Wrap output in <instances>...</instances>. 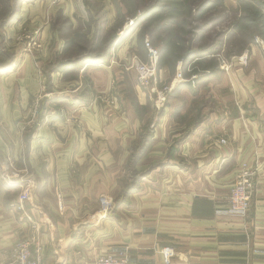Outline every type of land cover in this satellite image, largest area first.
<instances>
[{
	"label": "crops",
	"instance_id": "obj_1",
	"mask_svg": "<svg viewBox=\"0 0 264 264\" xmlns=\"http://www.w3.org/2000/svg\"><path fill=\"white\" fill-rule=\"evenodd\" d=\"M55 10L41 6L36 17L21 9L17 26L33 17L40 46L0 71V263L29 233L13 206L21 183L1 177L9 156L18 175L33 181L24 205L40 226L42 264H89L119 250L129 264H165V246L175 250L168 264H264V39L250 43L245 65L218 56L204 74L170 82L159 105L123 68L135 40L106 64L82 62L66 77L58 69L66 60L62 40L48 22ZM166 72L159 68V79ZM34 102L42 110L31 115ZM242 162L258 169L247 217L228 210ZM132 172L143 176L122 197ZM101 194L115 201L104 219L97 216Z\"/></svg>",
	"mask_w": 264,
	"mask_h": 264
},
{
	"label": "rangeland",
	"instance_id": "obj_2",
	"mask_svg": "<svg viewBox=\"0 0 264 264\" xmlns=\"http://www.w3.org/2000/svg\"><path fill=\"white\" fill-rule=\"evenodd\" d=\"M44 5L56 9L48 15V22L62 40L58 51L64 52L65 63L67 59L80 60L74 67L86 60L92 65L106 64L120 45L135 40L136 49L129 51L128 62H123V68L132 72L126 68L132 55L146 61L143 41L147 38L159 52L152 81L155 102L159 92L167 101L170 82L204 74L203 68L215 66L218 56L238 60L247 55L255 38L264 39V0H0V71L13 68L24 52L40 46V30L30 26L33 17L26 21L24 16L21 26L17 24L21 9L38 17ZM103 56L106 62L94 61ZM161 67L167 72L159 79L157 70ZM192 67L195 74L190 72ZM62 71L66 77L75 74L72 69ZM79 79L87 86L86 76L81 74ZM127 81L133 83L132 74L127 75ZM135 81L141 87L136 75ZM127 92L133 100V91ZM34 105L38 108L37 103Z\"/></svg>",
	"mask_w": 264,
	"mask_h": 264
},
{
	"label": "built area",
	"instance_id": "obj_3",
	"mask_svg": "<svg viewBox=\"0 0 264 264\" xmlns=\"http://www.w3.org/2000/svg\"><path fill=\"white\" fill-rule=\"evenodd\" d=\"M144 47L146 50V61H141L136 55H132L130 64L126 65L127 69H133L136 75L138 84L143 88H152V81H154L158 50L154 48L147 38L144 39ZM247 56L243 54L238 57V62L242 65L246 64ZM153 79V80H152ZM166 97L163 92L157 95L156 103L163 105ZM37 106L33 105L31 115H35ZM221 142H225L221 139ZM1 177L6 182L19 180L21 183V190L18 198L14 203V208L25 215V219L29 224V233L17 239L13 244L12 257L9 261L0 264H42L41 248L36 243L37 235L40 230L39 223L33 220L25 210V202L30 199L32 192L33 181L31 177H20L18 171L15 170L12 164V159L5 156L1 162ZM257 167L249 162H242L237 167L232 186L229 190L228 196V210L230 212L247 217L252 206V196L255 189V176L257 174ZM59 209H63V205L59 204ZM114 208V200L112 197L102 194L98 198V209L100 219L106 218ZM162 260L168 264L175 256V250L171 246H165L160 249ZM129 254L126 250H119L117 252H103L98 254L89 264H129Z\"/></svg>",
	"mask_w": 264,
	"mask_h": 264
},
{
	"label": "trees",
	"instance_id": "obj_4",
	"mask_svg": "<svg viewBox=\"0 0 264 264\" xmlns=\"http://www.w3.org/2000/svg\"><path fill=\"white\" fill-rule=\"evenodd\" d=\"M125 34V33H124ZM68 61H67V64L65 63V61H63L62 63H60V65L58 66V69L59 70H70V69H72V68H74V65H75V63H76V60H75V62L74 61H72V60H69V59H67ZM77 61H80L79 59L77 60ZM87 61V60H86ZM86 61H84V62H86ZM94 61H98V62H106L107 61V59L103 56V57H100V58H96ZM78 63V62H77ZM62 66H64L63 68H62ZM78 100V99H77ZM80 100H78V102H79ZM80 103H82V101L80 102ZM41 110H42V107H41V105L39 106V109H37V114L38 113H40L41 112ZM39 119H41L39 116H38V121L36 122V123H38L39 122ZM141 152H142V149H141V151L139 152H137V154H135L134 156H133V159H132V162H134V161H136V160H138L139 159V157H140V155H141ZM143 175L142 174H139L138 175V173L137 172H132V181L130 182V184H128L126 187H125V189L123 190V192H122V197H126L131 191H133L135 188H136V184H137V181L142 177Z\"/></svg>",
	"mask_w": 264,
	"mask_h": 264
}]
</instances>
